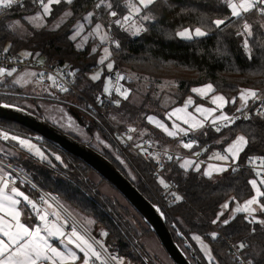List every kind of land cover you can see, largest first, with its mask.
Masks as SVG:
<instances>
[{"label": "trees", "instance_id": "1", "mask_svg": "<svg viewBox=\"0 0 264 264\" xmlns=\"http://www.w3.org/2000/svg\"><path fill=\"white\" fill-rule=\"evenodd\" d=\"M99 3L100 0H73L70 5L61 2L53 7L51 15L40 27L30 26L26 21L40 11V6L32 1L0 14V54L45 66L58 62L70 67L74 73V87L91 101L97 94H104V77H111L119 69L122 82L128 89L127 99L122 98L118 104L112 105L106 117L116 129L129 131L134 145L146 139L157 146L168 143L170 140L149 124L147 117L164 116L181 105L194 87L211 84L214 92L227 100L225 111L228 114L234 113L235 103L230 101L240 89L253 90L258 98H264V27H261L264 15L257 10L237 18L231 15L225 0H156L133 19L131 24H137L140 29L138 34H133L136 32L133 28L127 30L115 23L116 20L121 22L128 12L127 0H104L100 7H96ZM108 3L112 4L111 9L106 7ZM259 7L264 5H257ZM111 11L117 15L110 17ZM64 12L72 14L53 29L54 22ZM89 13H92V22L100 19L105 28L107 25L112 28L114 41L120 45L118 48L115 43L111 45L109 59L113 68L110 72L105 71L96 81L89 76L101 64L102 46L89 39L78 48V40L71 38L73 27L89 17ZM145 15L151 19H142ZM216 19H224L225 24L217 28L212 23ZM245 21L252 25L251 37L246 33L238 34L244 31ZM196 28L207 35L190 40L178 37L179 32ZM245 39L251 49V59L243 46ZM11 94H21L20 88L7 80L0 82V103L16 105L38 115L34 110L38 109L37 102L41 100ZM41 96L53 98L47 93ZM73 97L82 108L88 109L81 97ZM13 99L19 104L12 102ZM256 107L249 104L239 110L243 112L251 108L250 117L235 120L219 132L209 127L196 133L190 138L196 141L195 146L184 154L199 151L206 156L212 151H222L236 136L243 135L248 144L241 152V165L248 157H264V115ZM98 109L104 111L107 108L100 104ZM68 112L90 136L87 142L74 138L106 157L148 200L160 204L166 226L191 264H198L192 253L200 260L198 251L190 244L194 234L209 245L212 258L209 264H238L226 241L238 243L243 238L247 240L240 250L242 257L249 264H264V229L251 225L242 214L235 215L224 225L216 220L220 205L227 198L243 202L252 197L253 189L249 181L255 178V170L236 166L206 177L200 170L181 168L178 159L163 157L162 173L168 185L165 188L127 146L116 140L124 151V158L102 128L84 120L79 112L74 113L70 109ZM97 117L101 120L99 115ZM0 132L29 140L37 146L42 156H34L17 143L1 141L0 147L5 153L0 155V159L32 178L85 231L100 241L111 257H116L122 264H173L166 253L164 263L147 249L144 239L155 234L109 183L100 176L97 183L91 180V174L96 173L87 164L19 124L0 119ZM91 142L97 148L91 146ZM255 161L264 167L260 159ZM17 183L28 195L39 199L40 193L36 189L20 181ZM104 184L117 193L112 188L109 189L114 195L105 193ZM176 196L181 199L177 200ZM260 203L264 204V197H261ZM212 233H216L215 238ZM256 241L260 242L259 247H254Z\"/></svg>", "mask_w": 264, "mask_h": 264}, {"label": "snow or ice", "instance_id": "2", "mask_svg": "<svg viewBox=\"0 0 264 264\" xmlns=\"http://www.w3.org/2000/svg\"><path fill=\"white\" fill-rule=\"evenodd\" d=\"M62 2V0H39V4L43 10V14L45 16L49 15L52 12V5H59ZM63 2L67 4H72L73 0H63ZM228 8L231 9V15L233 17L241 18L243 17L244 14L249 13L253 11L254 9L257 10L261 15H264V7H259L257 8V5H264V0H225ZM104 3V0H100V3L96 5V7H100L101 4ZM156 3V0H138V3H133L132 0H128V8L130 15L124 17V21L127 22L130 19L131 14H136L139 15L141 9H147L149 8L150 5ZM20 6L23 7V0H0V11L6 10V9H11L13 6ZM108 9L112 8V4L108 3L106 5ZM72 13L71 12H65V16H70ZM92 13H89V16H91ZM110 15L115 17L117 13L115 11H111ZM32 20L36 19H41L39 15L32 17ZM144 20H149L151 19L150 16L145 15L142 17ZM17 24L19 21L16 22ZM116 24H120V20L115 21ZM213 24L217 28H219L221 25L225 24L224 19H216L212 21ZM56 27H59L57 24ZM261 27H264V25H261ZM101 28L100 24L96 25V31L99 32ZM243 29L244 31L241 33H238L239 35H244L245 33L247 34L248 37H251L253 35L252 32V25L249 24L247 21L244 22L243 24ZM140 29H137L136 32L133 34H138ZM79 33H77L78 35ZM195 34L197 36H205L207 35L206 32L202 31L200 28L195 29ZM178 35L186 38V39H191V33L186 29L184 32L178 33ZM72 39H75L73 36ZM105 39H107V36L101 37V42H103ZM116 47L118 48L120 45L118 42H115ZM244 48L246 51L249 52V59H251V49L249 48V43L248 40H244ZM78 48L81 47L80 45L77 46ZM5 51H7V48H5ZM96 49H93V52H95ZM105 55L101 57L100 63L103 64L104 61L111 55L109 52L108 48L104 49ZM24 55H31V53H25ZM109 69L112 68V64L109 63L107 65ZM5 73V69L0 68V75H3ZM8 75H11V72L8 73ZM74 75V73H72ZM100 78V73H96L91 77L92 80H98ZM49 79H53L52 77H49ZM65 91L67 89H64ZM104 91L106 93L109 92V88L107 84L105 85ZM119 91V89H117ZM193 92H196L200 94L201 96L206 95L207 92L214 91L213 86L211 84L205 85L204 88H194L192 89ZM121 95L124 96L125 99H127V90L124 92L120 93ZM257 96V93L253 90L250 89H244L241 91V100L247 103V99L249 97L255 98ZM217 101L221 102L217 104V107L220 108L223 106V103H225V98L223 96H214L212 98V102L214 104L217 103ZM115 103H119V101H116ZM193 103L192 99L189 98L183 108H178L175 109L170 115H176L177 113L184 112L188 118L184 119V123L189 125L190 130H196L199 128L204 127V121L197 120L194 116H192L191 113H187L186 110L189 105ZM4 107H8V105H4ZM197 112H200L204 116V120H207L208 117L212 114L214 109H209V108H203L201 106H198L196 108ZM239 111V109H238ZM178 119L181 117L177 116ZM247 118V117H246ZM148 120L150 123H155L158 128L163 130L167 135L175 137L177 135L176 131H170L168 127L161 121L155 120L154 117H148ZM216 120H222V121H229L230 123H235V119L222 114L219 117H216L213 121L212 124H216ZM224 127H227V124L223 125ZM174 128H176L179 132L184 133V135L188 134V130L179 128L178 125H173ZM131 131H134V129H130ZM221 129L220 127H215V131L219 132ZM4 138L7 139V134L4 133ZM12 139H18L17 137H12ZM131 139V137H129ZM21 145H26L29 147V150L32 149V145L29 144L28 141L25 140H20ZM195 144V141H189L187 143L182 142V146L187 149H191L193 145ZM248 144V139L243 136L239 135L236 137V139L228 146V148L225 150L227 153H229L233 159L237 158L239 153L244 150V148ZM37 153H39V150H36ZM42 156V153H40ZM195 155H200L199 152L195 153ZM43 158V157H42ZM215 158L221 159V160H227L228 156L227 155H220L219 153L215 154ZM59 159V157H57ZM171 159V157H169ZM255 159H260L261 163L264 164V157H259V158H250V161L255 160ZM193 164V161L190 160H185L184 163H182L180 166L182 168L187 169ZM197 170H199V166L197 165ZM216 171H225L226 169L224 168H217L215 169ZM0 172H3V169H0ZM205 175H211L210 172H205ZM260 173L257 172V176H259ZM4 176H7V173L4 174ZM4 176H0V181H2V186H0V211H5L7 210L8 214L12 216V218L16 221V231L13 232L10 229V226H7L5 224V221L3 220L2 217H0V232L3 233L4 236L8 237L9 243H5L3 240H0V264H44V262H47V264H75V262L80 259L76 255L75 252L68 251L67 254L64 252L59 251L57 248L52 247L51 245H48L46 240L44 238L40 237L39 233L40 230L36 229V231H31L29 228L25 227V225L21 224L19 222V212L15 210V205L20 203L19 200L14 199L13 196L7 195L5 193V189L8 187V181L4 179ZM165 188L168 187V185L165 183L163 179L159 181ZM249 183L252 185V188L255 190L256 195L253 196L251 199L247 200L243 206H237L235 211L236 212H247L250 215L256 211L255 208L252 207V205L258 204L260 207L261 211H264V204H261L259 201V197H264V191H261V189L257 185L256 180H250ZM260 184H264V179L260 180ZM11 192L15 196H21L24 198V200L28 201L29 204L32 205L33 208H35V204L28 199V197L21 192L18 188L13 187L11 189ZM175 195V194H173ZM177 200H180L181 197L176 196ZM228 205L224 204L222 205V208H227ZM219 215H223V212H221ZM41 219H44V217H41ZM229 221L224 220L223 223L227 224ZM261 223H264V221H260ZM213 223H216V221H213ZM48 234L50 236H63L64 233L61 229L55 228L53 231L52 229L48 230ZM103 235H107V233H102ZM213 238H215L216 233L211 234ZM73 237L75 239H73ZM194 239L199 240V237H193ZM68 243L70 244H75L77 248L80 249L81 252L84 253V259H83V264H91L92 258L94 257L96 260L100 261V264H108V260L103 258L101 256V253L96 251V249L93 247L91 243L80 233L76 231L75 228H73L71 234L68 237ZM10 245L15 246V250L11 251L10 250ZM240 247H244L243 244L240 245ZM211 258V257H210ZM111 260H117L116 257H110ZM117 264H122V262L117 261Z\"/></svg>", "mask_w": 264, "mask_h": 264}, {"label": "crops", "instance_id": "3", "mask_svg": "<svg viewBox=\"0 0 264 264\" xmlns=\"http://www.w3.org/2000/svg\"><path fill=\"white\" fill-rule=\"evenodd\" d=\"M62 2H63V0H62ZM132 2L134 3V1H132ZM127 5H128V0H127ZM64 13L62 15H63V19L65 20L68 16H65ZM129 15H130V12H129V8H128V12L123 16V18L121 19V22H123L124 24H130L133 21V19L137 16L135 14V16L133 15L134 17L132 18V15H131L130 16V19L127 22H125L124 21V17L125 16H129ZM109 16L111 17V15H109ZM90 22L92 23V20ZM106 27H109V26L107 25ZM205 85H208V84H205ZM205 85L198 86V87H194V88H204ZM194 88H192V89H194ZM192 89L190 90V94L187 97H185V99H184V101L182 102L181 105L172 108L170 111H168L166 114H164V116L159 117V118H157L156 116H148V117H154L155 120L163 122L168 127V129L170 131H176L177 132V135L175 137H172V136L167 135L163 130H161L160 128H158L155 123H150L149 120H148V117H147V122L149 124H151L153 127H155L159 132H161L165 138H167V139L170 140V141H168V143L165 142V144L162 146V147H164L166 150H168L170 152L179 153V154L186 153V151L190 150V149L184 148L182 146V142L183 143L189 142V141H186V137L191 138L196 133H198V132H200V131H202V130H204L206 128H209V127L215 129V127H217L218 124H222L224 122L222 120H216V124L213 125L212 124V121L216 117H219L222 114L227 115L229 117H232L233 115H235L236 113H238V109L241 110V109L245 108L246 106H248L249 104H255L257 102V100L259 99L257 96L255 98L249 97L247 99V103L245 104V102L242 101L241 98H240L241 91L244 90V89H240L238 91L237 96L234 99H232V101H230V102H234L235 103L234 113L233 114H228L225 111V107L227 105V100L226 99H225L226 102L223 103V106L220 107V108L217 107V104H219L221 102L217 101L216 104H214L212 102V98L214 96H222L221 94L216 93L214 91H210V92H207L206 95L201 96L200 94H198L196 92H193ZM189 98L192 99L193 103L188 106L186 112L187 113H191L192 116H194L197 120L204 121V127L203 128H199V129H196V130H190L189 129V125L186 124V123H184V119L185 118H188L184 112L177 113L176 115H173L171 117L169 115L175 109L183 108L185 102ZM198 106H201L203 108L214 109L215 111L212 112V114L208 117L207 120H204V116L200 112H197L196 111V108ZM256 109H258L264 115V104L257 106ZM177 116H179L181 118L178 119ZM173 125H178L179 128H183V129L188 130V134L187 135H184V133L179 132L176 128H174ZM236 137H235V139H236ZM14 140L16 141V143L20 141L19 138L17 140L16 139H14ZM1 141H3L2 136H0V142ZM233 141H231L228 145H226L222 151H220V150L212 151V152H210L206 156L202 155V152H199V151H197V152L200 153V155H198V156L195 155V153H197V152H194V153H192L190 155L189 154H185V155H188V156H196V157H202V156H204L202 158H207L209 160L207 162H202V161H199V160H196V159H192V158H181L180 161H179V165H181L182 163H184L185 160H190V161H193V164L190 167H188L187 169H185V168H183V169H185V170H188V169L197 170V165H198L199 166V170L206 177H210V176H213V175H216V174H220L223 171L222 172L221 171H216L215 169H217V168H224V169L227 170L229 168L235 167V165H240L241 164V161H240L241 152L239 153V155H238L237 158L233 159V157L229 153H227L225 151L228 148V146ZM194 146L195 145H193V147ZM4 153L5 152H4L3 147H0V155H2ZM216 153H219L222 156L223 155H227L228 156V159L227 160L217 159V158H215V154ZM205 172H210L211 175L210 176L209 175H205ZM257 172L260 173L259 176H257ZM5 173H7V172H5L3 170V172H0V176H4ZM255 174H256L255 178H253L251 180H256L258 187L261 189V191H263L264 184H260V180L261 179H264V169L263 170H258V169L255 170ZM4 177H8V173H7V176H4ZM90 178H91V180L94 183L99 182V175L98 174L92 173L91 176H90ZM0 186H2V181H0ZM13 187L18 188L21 192H23L28 197V199L31 200L35 204V208H33L32 205L28 203V201L24 200L23 197H21V196H15L11 192V189ZM103 187H104L103 189H104L105 193H107L109 195H113L112 192H111V190L109 188H107L104 185H103ZM251 187H252V185H251ZM5 193L7 195L13 196L14 199L20 201V203H18L17 205H15V210L18 211L19 214H20L19 215V222L21 224L25 225V227L29 228V230H31V231H36V229H39L40 230V233H39L40 237L44 238V240H46V242H47L48 245H51L52 247L57 248L59 251L64 252L65 254H67L69 250L72 251V252H75L76 255L78 257H80V259H78L75 262V264H83L84 253L81 252L80 249L75 246V244L68 243V237L71 234V232H72L73 229H71L70 231H67L66 230L67 224L61 218V216L58 217L57 215H52L48 211V208L45 205V203H46V200H45L46 198L45 197H43L40 194L39 199H34L30 195H28L20 186H18L17 181L14 182V184H12V185H9L8 184V187L5 189ZM255 195H256V193H255V190L253 189V195H252V197L255 196ZM252 197H250L249 199H251ZM249 199H247V200H249ZM258 199L260 201L261 197H259ZM247 200H245L243 202H237L232 197L227 198L220 205V210L217 213L216 220H218L220 222V224L224 225L225 224V223H223L224 220H228L229 221L235 215L242 214L244 216L245 220L247 222H249L251 225H255L258 228L264 229V223H261L260 222V221H264V211H261L260 210V207H259L258 204L252 205V207L255 208L256 211L253 212L251 215L249 213H247V212H236L235 211V209H236V207L238 205L239 206H243ZM48 202L49 201L47 200V203ZM224 204H227L228 205V207L226 209L225 208H222V205H224ZM221 212H223V215L222 216L219 215ZM0 217L3 218V220L5 221V224L7 226H10L11 231H13V232L16 231V228H15L16 221L12 218L11 215L8 214L7 210L0 211ZM41 217H44V219H41ZM55 228L61 229L63 231L64 235L63 236H50L48 234V230L49 229H52L54 231ZM76 231L78 233H80L81 235H83L89 241V243L92 244V242L84 234V232H82V231H80L78 229H76ZM193 237H199V236H197V235L194 234L191 237L193 243L190 242V244H191L192 248H194V249H196L198 251L199 257H200V259H201V261H202L203 264H209L212 261V258H210L211 255H210V251H209V245L205 241H203L200 237H199L200 238L199 240L194 239ZM73 239H75V238L73 237ZM0 240H3L5 243H9L8 237L4 236L2 232H0ZM148 240L153 245L154 248L159 247L160 248V251H161V249H162V251L164 250L163 247L161 246V244L159 243V240L154 235L147 236L144 239L145 244H146V242ZM245 240H247V239H245ZM259 246H260V242L259 241L254 242V247H259ZM239 247H240V244H239ZM251 247L254 248L252 245H251ZM240 248H243V247H240ZM10 250L11 251H14L15 250V246L14 245H10ZM161 253H163V257L165 259V260H162V261L164 263H166L165 262L166 261V257H165V254H164L166 252L164 251V252H161ZM94 259L95 258L93 257L92 258V261H91V264H95ZM44 264H47V262H44Z\"/></svg>", "mask_w": 264, "mask_h": 264}, {"label": "built area", "instance_id": "4", "mask_svg": "<svg viewBox=\"0 0 264 264\" xmlns=\"http://www.w3.org/2000/svg\"><path fill=\"white\" fill-rule=\"evenodd\" d=\"M26 1H32L36 5L40 6L39 0H23V3ZM18 6V5H17ZM13 6V8L17 7ZM11 8V9H13ZM11 9H6L0 11V14L7 12ZM106 34L108 35V42L105 44L106 47L110 48L112 45V41L114 42L113 33L112 30L107 27L106 28ZM0 68L5 69V73L3 75H6L9 72L19 71L21 69H33L38 73V83L40 88L47 92L48 94H52L53 98H59L61 96H79L82 98V100L86 103L88 106V109L86 111L93 112L99 115L101 120L105 122L110 128H111V138L114 141H118L120 144L127 146L129 150L137 156L141 161H143L151 170V173L153 177L157 180L165 178L162 173L163 168V157H171L174 159L180 160L181 158H192L196 159L202 162L209 161L207 158L202 157H196V156H188L185 154H179L174 153L166 150L162 146H157L152 140L146 139L141 141L139 144H132L129 137H131V133L127 130H118L116 129L106 118V112L109 110V108L112 105H116V101H120L122 98H124L123 95L120 93L124 92L125 90H128L126 85L122 82V75L119 69H117L111 76V86L108 93L104 94H97L95 99L93 101L87 99L86 97L82 96L80 92L74 87V79H73V71L70 67L60 64L58 62L51 64L49 66H45L43 64H39L36 62H33L31 60H24L21 58L8 56L4 54H0ZM49 77H52L53 79H49ZM64 89H67L66 91ZM119 89V91H117ZM264 103V98H259L257 102L254 104L256 106L262 105ZM104 105L107 109L104 111H100L98 109V105ZM250 109L243 112H238L235 115H233L231 118L238 120L240 118H246L248 119L250 117ZM88 114V113H87ZM91 116L90 114H88ZM224 124H231L229 121H224L222 124H218L217 127H224ZM116 141V142H117ZM186 141H195L194 139H190L189 137H186ZM196 144V141H195ZM251 157H248L244 164L235 165V167H246L251 168L253 170H263L264 167L261 166L257 161L252 160L250 161ZM0 168L3 169L5 172L8 173V177H4L8 181L9 185L14 184L16 181H20L21 183L28 184L31 188L36 189L41 195H46L54 204L55 207H57L58 210L61 211V215L66 219L68 222L66 230L70 231L71 229L75 228L78 229L89 238V240L92 242L93 246L95 247L96 251L101 253V256L108 260V264H115L113 260L110 259L111 255L105 250L103 245L98 244L99 241H96L90 234H88L81 226L80 224L75 220L73 216H71L64 208H62L55 200L50 198L45 192H43L32 180V178L27 177L24 175L21 170L13 165H9L2 161L0 159ZM19 177L20 179H18ZM70 216V217H69ZM227 246L232 253L233 257L237 260L238 264H249L241 255L239 247V244H246L245 238L237 242H229L226 241ZM95 264H100V261L94 259Z\"/></svg>", "mask_w": 264, "mask_h": 264}, {"label": "rangeland", "instance_id": "5", "mask_svg": "<svg viewBox=\"0 0 264 264\" xmlns=\"http://www.w3.org/2000/svg\"><path fill=\"white\" fill-rule=\"evenodd\" d=\"M132 1H134V3H138V0H132ZM45 2H47V0H45ZM54 6L55 5H52V11H53V7ZM51 13L49 15L45 16L43 14V10H42V8L40 6V11L37 14L26 18V21H27V23L30 26L40 27V26H42L45 23V19L47 17H49L51 15ZM37 15H39L41 17V19H36V20H32L31 19L32 17H35ZM131 15H132V18L135 16V14H131ZM91 18H92V16H89V17H86L83 21L76 23V25L73 27L72 37L74 36L75 39L78 40V44L77 45H80V46L84 45L83 43L89 41V39L90 40L91 39L95 40L96 43H97V46L99 44L102 46V49H101L102 55H101V57H103L105 55L104 49L108 48V47L105 46V44L108 42V35L106 34V28L104 27V24L100 21V19H97V20H95L94 22L91 23L90 22ZM107 18H108V16H107ZM64 21L65 20L63 19V15L59 16L57 18V20L55 21V23L53 24V29H56L57 28L56 25L57 24L61 25L62 23H64ZM97 24L101 25V28H100L99 32L96 31V25ZM120 24L122 26L126 27L127 30L130 29V28H133L135 31L137 29H139L137 27V24H131V23L130 24H124L123 22H121ZM110 29L112 30L111 27H110ZM184 31H182V32H184ZM188 31L191 33V36H192L191 39L202 37V36H197L195 34V30H188ZM77 33H79V34L77 35ZM105 34L107 36V39H105L103 42H101V37L105 36ZM178 37L180 39H183V40H188V39H186V38H184V37H182L180 35H178ZM113 38H114V33H113ZM75 39H73V40H75ZM111 43L113 45L114 42L112 41ZM108 50H109V48H108ZM109 63L112 64V68H113V62L108 57L104 61L103 64H99L98 65L99 67H97L96 69L93 70V72L89 76L90 79L96 73H100V78H101L105 71L110 72L112 70V68L109 69L107 67V65ZM6 80L9 82V84L16 85V86H18L20 88L21 94H17V95L16 94L15 95L11 94L12 96L19 97V98L20 97H24V98H28V99L41 100V101L37 102V106L36 107H38V109L34 110V112L38 113V115L43 117L46 121L51 123L53 126L58 128L60 131L66 133V134H68L70 136H73V137H75V138H77V139H79V140H81L83 142H87V141L90 140V136H88V134L86 133V130L83 129L82 127H80L76 123V121H75V119L73 117L74 115H72V114H70L68 112V109H70L74 113L79 112L81 114L79 116H82L83 119L88 121V122H92L94 124V126L102 128V130L105 131V133L111 138V133H112L111 132V128L105 122L101 121L97 117V115H95L96 113L95 114L93 112L90 113V112L86 111V109L82 108L80 104L76 103L75 97L66 96L65 99H59V98H48L47 99V98L42 97L41 94H45L47 92H44L40 88L39 83H38V73L35 70H33V69H21L19 71L11 72V75H8V73L6 75H0V82H5ZM92 81H94V80H92ZM111 81L112 80H111V77L109 75L105 76L104 80H103V85H104L103 88H105V85L107 84V86H108V88L110 90ZM103 93H106V92L103 90ZM32 94H37V95L33 96ZM45 99H47V100H45ZM12 102H14L16 104H19L15 99H13ZM87 113L90 114L91 116H88ZM4 133L5 132H0V136H2L3 141L16 143V141L14 139H12L13 136H9L8 134H7V139H5L4 135H3ZM95 137H97L96 134H95ZM25 141H28L29 144L34 146V147H32V149L29 150V147L26 146V145H21L20 141L17 142V144L19 145L20 148L26 150L27 152L33 154L34 156H37V157L40 156L41 152L37 153V151H36L38 149L37 146L34 143H32L31 141H29V140H25ZM113 142H115V144L117 145V147L121 151L123 157L125 158L124 151L121 149L120 144H118V142H116L114 140H113ZM90 145L95 147V148H97V146L94 145L93 142H91ZM17 178L20 179L19 177H17ZM26 185H28V184H26ZM104 186H106L107 188H112V187H109L106 184H104ZM111 192H112V190H111ZM114 192H116V191L114 190ZM112 194L114 195L113 192H112ZM42 196L46 198L45 199L46 200L45 205L47 206L48 211L52 215H57L58 217L61 216V218H64L61 215V211L58 210L57 207L54 206L55 204L46 195H42ZM115 197H116V195H115ZM47 200L49 201L48 203H47ZM96 241H98V240H96ZM98 244L102 245V243L100 241H99ZM145 245H146V247H148L147 249L153 255H155L158 259L165 260L164 257H163V253H161V252H164V250L162 251V249H161V251H160L159 247H157L158 249L154 248L153 245L149 242V240L146 242ZM113 261H114L115 264H117L118 260H113ZM169 264H171V263H169Z\"/></svg>", "mask_w": 264, "mask_h": 264}, {"label": "water", "instance_id": "6", "mask_svg": "<svg viewBox=\"0 0 264 264\" xmlns=\"http://www.w3.org/2000/svg\"><path fill=\"white\" fill-rule=\"evenodd\" d=\"M4 105H8V107H4ZM0 119L19 124L31 130L39 138L50 142L87 164L96 174L117 190L139 214L150 231L155 234L173 264H191L185 253L174 241L170 229L166 226L165 215L160 204H154L148 200L106 157L89 145L60 131L43 117L16 105L0 103ZM192 257L198 264H203L198 255L195 257L192 253Z\"/></svg>", "mask_w": 264, "mask_h": 264}]
</instances>
